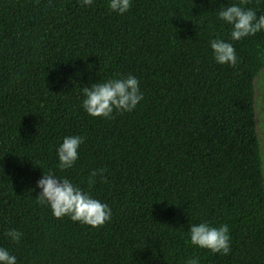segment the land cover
<instances>
[{
  "label": "trees",
  "instance_id": "obj_1",
  "mask_svg": "<svg viewBox=\"0 0 264 264\" xmlns=\"http://www.w3.org/2000/svg\"><path fill=\"white\" fill-rule=\"evenodd\" d=\"M240 0H0V246L17 264H264V180L255 73L264 32L232 41L218 64L209 40L227 39L221 7ZM243 7L264 13V0ZM132 74L143 99L93 117L80 89ZM81 135L60 170L56 146ZM104 168L89 188L93 169ZM67 177L112 209L92 227L39 202L43 172ZM227 224V255L189 242L188 225ZM22 233L18 242L5 232Z\"/></svg>",
  "mask_w": 264,
  "mask_h": 264
},
{
  "label": "clouds",
  "instance_id": "obj_2",
  "mask_svg": "<svg viewBox=\"0 0 264 264\" xmlns=\"http://www.w3.org/2000/svg\"><path fill=\"white\" fill-rule=\"evenodd\" d=\"M247 0L232 3L221 7L217 12V19L230 26L228 38L215 36L209 40L212 57L218 64L235 66L238 62L236 50L232 41L254 36L258 32H264V13L243 7ZM79 3L88 7L93 0H79ZM132 0H107V7L118 15L126 13ZM252 87L255 91L254 103L258 117V127L264 130V70L258 71L254 76ZM81 106L84 111L93 117L111 119L115 112H131L143 99L139 80L132 74L127 76H115L99 82H93L80 89ZM84 143L81 135H67L56 146L55 152L60 170L71 168L78 159L79 146ZM105 169H93L89 173L88 186L96 182L99 175L101 179ZM36 187L40 190L37 197L39 202L47 204L56 218L68 216L72 221H78L92 227L103 225L111 219V207L97 198L89 191L82 189L67 177H59L54 172H43L36 181ZM12 242H18L22 233L16 229L5 232ZM189 242L198 247L209 250L211 253L227 255L230 253V230L227 224L214 226L208 220L188 225ZM200 257L192 255L183 260V264H200ZM0 264H17V257L10 251L0 246Z\"/></svg>",
  "mask_w": 264,
  "mask_h": 264
},
{
  "label": "rangeland",
  "instance_id": "obj_3",
  "mask_svg": "<svg viewBox=\"0 0 264 264\" xmlns=\"http://www.w3.org/2000/svg\"><path fill=\"white\" fill-rule=\"evenodd\" d=\"M258 117H257V130H258V136H259V142H260V155L262 159V176L264 180V130H261L258 127Z\"/></svg>",
  "mask_w": 264,
  "mask_h": 264
}]
</instances>
